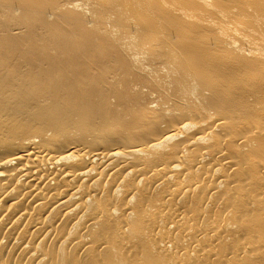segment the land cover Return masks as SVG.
Returning <instances> with one entry per match:
<instances>
[{"label":"bare ground","instance_id":"bare-ground-1","mask_svg":"<svg viewBox=\"0 0 264 264\" xmlns=\"http://www.w3.org/2000/svg\"><path fill=\"white\" fill-rule=\"evenodd\" d=\"M42 262L264 264V0H0V264Z\"/></svg>","mask_w":264,"mask_h":264},{"label":"rangeland","instance_id":"rangeland-1","mask_svg":"<svg viewBox=\"0 0 264 264\" xmlns=\"http://www.w3.org/2000/svg\"><path fill=\"white\" fill-rule=\"evenodd\" d=\"M136 58H138V61H140V62H146L147 60H146V58H148V54H145V53H138V55L136 56ZM143 89H145L146 90V87H144ZM148 91V92H147ZM146 92L148 93L146 96H144L143 97V101H145V103H147L148 102V104L150 103V104H152L153 106L152 107H154V105L156 106V102L159 100L158 98L160 97V95L161 94H163V93H160V91H158L157 92V90H155V91H153V92H149V90H147ZM164 91V89L163 90H161V92H163ZM165 92V91H164ZM156 93V94H155ZM158 94V95H157ZM148 97H149V99H148ZM156 97H157V99H156ZM156 99V100H155ZM151 100H152V102H151ZM37 236V235H36ZM35 236V237H36ZM149 251H154L153 249H150ZM122 254V258L120 257L119 258V260L121 261V263H122V261L124 262L125 260H126V258L125 259H123L124 257H125V255H123L124 253H121ZM120 254V255H121ZM125 263V262H124ZM40 264V263H39ZM41 264H43V262L41 263Z\"/></svg>","mask_w":264,"mask_h":264}]
</instances>
